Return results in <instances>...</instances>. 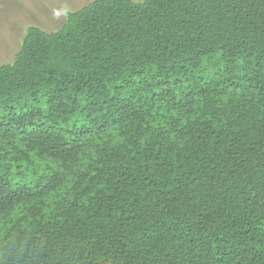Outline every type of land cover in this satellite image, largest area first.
I'll return each instance as SVG.
<instances>
[{
	"label": "trees",
	"instance_id": "obj_1",
	"mask_svg": "<svg viewBox=\"0 0 264 264\" xmlns=\"http://www.w3.org/2000/svg\"><path fill=\"white\" fill-rule=\"evenodd\" d=\"M0 264H264V0H93L0 66Z\"/></svg>",
	"mask_w": 264,
	"mask_h": 264
},
{
	"label": "rangeland",
	"instance_id": "obj_2",
	"mask_svg": "<svg viewBox=\"0 0 264 264\" xmlns=\"http://www.w3.org/2000/svg\"><path fill=\"white\" fill-rule=\"evenodd\" d=\"M91 1L0 0V66L14 60L28 26L36 25L45 31L55 32L66 22L69 12Z\"/></svg>",
	"mask_w": 264,
	"mask_h": 264
}]
</instances>
